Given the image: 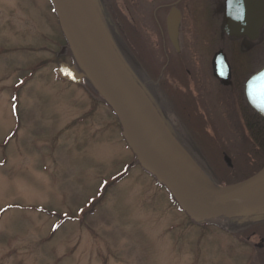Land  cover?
<instances>
[{
  "label": "rangeland",
  "instance_id": "rangeland-1",
  "mask_svg": "<svg viewBox=\"0 0 264 264\" xmlns=\"http://www.w3.org/2000/svg\"><path fill=\"white\" fill-rule=\"evenodd\" d=\"M113 1L110 11L102 0L117 46L205 170L223 183L260 166L264 151L245 127L243 96L241 107L236 92L219 88L211 74L219 48L237 72L245 70L244 80L255 69L246 67L252 46L244 50L222 34V9H184L189 29L178 53L161 34L168 10L157 9V0H123L126 10ZM62 44L48 0H0V264H243L244 241L196 225L150 175L128 168L133 155L110 109L90 86L54 76L59 61L70 59L58 53ZM197 120L211 139L226 135L219 149L189 135Z\"/></svg>",
  "mask_w": 264,
  "mask_h": 264
},
{
  "label": "water",
  "instance_id": "water-1",
  "mask_svg": "<svg viewBox=\"0 0 264 264\" xmlns=\"http://www.w3.org/2000/svg\"><path fill=\"white\" fill-rule=\"evenodd\" d=\"M60 28L80 66L60 64L58 74L80 81L87 76L116 115L123 137L139 164L172 194L178 206L192 219L247 216L264 209V166L252 176L229 185H217L200 169L169 132L159 113L122 62L106 32L92 0H51ZM224 11L223 31L230 36L257 38L262 18L234 30L229 1ZM259 14V13H257ZM178 12L167 17L169 37L177 47ZM222 53L212 60L215 75L222 66ZM228 79V74L227 77ZM76 79V80H75ZM222 83L227 84L222 79ZM249 106L264 118V66L245 84ZM230 166V159L224 156Z\"/></svg>",
  "mask_w": 264,
  "mask_h": 264
},
{
  "label": "flooded vegetation",
  "instance_id": "flooded-vegetation-1",
  "mask_svg": "<svg viewBox=\"0 0 264 264\" xmlns=\"http://www.w3.org/2000/svg\"><path fill=\"white\" fill-rule=\"evenodd\" d=\"M94 1H96V3H97L99 0H94ZM114 3H115V1H113V0H107V2H106V5L108 6L110 11H111L112 7L115 5ZM118 3L121 4L122 10H123V7L125 5L124 1L118 0ZM228 3H229L228 0H209V1L208 0H157L156 1V5H157L156 8L161 9L162 7H165L168 10V12L170 11V9H175L179 12L180 19H179L178 33H177V39H178V45H179V49L177 52L179 53L181 46H183V42L186 40V34H187L186 30L189 29L188 26L186 27V24H184L185 22H183V17H184L183 10L184 9L186 10V8L194 6V5L196 6L197 10H208V9H210V8H208L210 6H215L218 9L221 8L222 12H223V16H222V25H220V27H221L222 34H225L223 32L224 10H225ZM235 8H239L241 10H243V9L247 10V13L245 14L247 16L245 19H243V22L241 23V26L238 27V30L243 29L246 25L252 24L253 22H255V20L257 18H262V25L258 29L257 38L255 40H250L248 38V36L245 34H241L239 36H234V37H228L230 39L235 40V42H234L235 46H236L237 42L241 43L240 47L243 48L244 50H249V48L252 46V48H250L251 52H250V54H248V57H247L246 67L255 68V69L244 80L243 78H244L245 70L243 73L237 72L234 68V64L231 61V58L229 59V57H228L227 49L219 48L224 52L226 59H227V62H228V65H229V69H230L228 85L221 84V82L214 77V75L212 73V69H211V74H212V77L214 78V80L216 81V85L219 86V88H222V90L229 89L231 91L236 92V98H238L240 100L239 103H240L241 107H243L242 96L244 98V94H243L244 83L252 74H254L256 71H258L261 68V66L264 64V61L263 62L261 61L262 60L261 55L264 54V0H239L235 3ZM124 9H125V7H124ZM257 13H259V14H257ZM127 14L129 16V18L131 17V15H129V12L127 11L126 18L128 21ZM166 16L164 19V24H165L164 29L162 28L161 23L159 22L160 20L159 21L156 20V23L161 26V34H162V36H164V40H166V39L169 40L168 35H167V30H166ZM184 19H185V17H184ZM206 25H208V24H206ZM116 27H118V26L116 25ZM108 30H109V28H108ZM122 32H121L122 41L125 43V40L127 37L124 33V30H122ZM110 35L113 38L111 33H110ZM64 46H65V44L63 41V44L61 45L62 51L65 50ZM120 50H121V53L124 52L126 54V57H125V55L123 53V55H124L123 58H124L126 65L127 66L129 65L132 68L133 65L131 66V64L129 63V60L127 59L128 53L125 50H122V49H120ZM68 63L72 64L71 59H68ZM210 63H211V61H210ZM131 68H130V70L132 71ZM133 69H134V67H133ZM246 71H248V69ZM134 73H135L134 75H135L136 79H138L140 84L144 85V87H145L144 89L145 90L148 89L146 87V85L144 84V82L140 79V77L136 73L135 69H134ZM87 86L91 87V85L89 83L87 84ZM146 92H148V91L146 90ZM10 98H11V96L9 97L8 100H10ZM99 101L101 102L100 99H99ZM9 103H10L9 105L11 106L12 102H9ZM157 109H158L162 119L166 123L168 129L170 130V132L172 131V133L176 137H178L176 134L177 129L174 127V124H173V121L176 122V120L173 118L172 115H171V118H169L164 110H162L160 108H157ZM172 111L174 113V114L173 113L172 114L177 119V117H179V116L174 112L173 109H172ZM177 121H178V119H177ZM190 155H191V153H190ZM222 221H225L226 223H228V225L226 224L225 226H221L222 228H218V227L217 228L223 232H227L228 234H230V236H233L237 240V245H240L241 242L244 241L246 246L249 248V250H248L249 253L247 255V259L245 260V262L243 264H264V227H263L264 226V209H262L256 213H253L251 215H247L245 217L223 218ZM199 226H201L202 228L208 227L206 225H204V226L199 225ZM241 226H242V229H247V233L243 237H238L237 235H235L232 232L233 231L232 228L233 227H241Z\"/></svg>",
  "mask_w": 264,
  "mask_h": 264
},
{
  "label": "trees",
  "instance_id": "trees-1",
  "mask_svg": "<svg viewBox=\"0 0 264 264\" xmlns=\"http://www.w3.org/2000/svg\"><path fill=\"white\" fill-rule=\"evenodd\" d=\"M244 101H245V99H244ZM243 107H244V105H243ZM244 110H245L246 114L243 112L242 118H243L245 127H246V129L248 131V134L250 135V137L252 138V140L254 141V143L255 144H258L260 146L259 148H261L264 151V143H263L264 142V119L261 118L254 111H252L248 107L247 104L245 105ZM178 116H179V119L180 120L182 119L183 121H185L179 114H178ZM182 120H181V122H182V125H183L184 129H185L186 128V123H184ZM201 126H202L201 121L200 120H197V126H196V129L197 130H196V134H197L198 137L196 136V134H194L192 132H189L188 131V133H189V135H191L195 139V141L197 140L199 143L205 142V143L210 144V140H212V139H211V137H208V136H206L204 134ZM261 134L263 136H260ZM197 141H196V143H197ZM263 166H264V161L260 164V166H258L256 169H254L251 173L247 174L246 176L244 175V177L238 178L237 180H233V181L229 180V182L228 181H225V182L223 181V183H225V184H231V183H235V182L241 181V180L249 177L250 175H252L256 171H258ZM216 182L219 183V181H216Z\"/></svg>",
  "mask_w": 264,
  "mask_h": 264
},
{
  "label": "bare ground",
  "instance_id": "bare-ground-1",
  "mask_svg": "<svg viewBox=\"0 0 264 264\" xmlns=\"http://www.w3.org/2000/svg\"><path fill=\"white\" fill-rule=\"evenodd\" d=\"M141 43L145 46V48H147L146 44L143 41ZM179 68H181V67H179ZM179 71H180V69H179ZM202 105H204V103L203 102H200V106H202ZM223 136L226 137V135H223ZM223 136L220 137V135H219L217 137L215 135L214 139L210 140V143L212 144V146L214 147L215 150L216 149H219L223 145V143H224Z\"/></svg>",
  "mask_w": 264,
  "mask_h": 264
}]
</instances>
